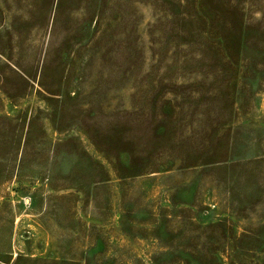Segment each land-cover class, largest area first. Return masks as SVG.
<instances>
[{"label": "rangeland", "instance_id": "374dc122", "mask_svg": "<svg viewBox=\"0 0 264 264\" xmlns=\"http://www.w3.org/2000/svg\"><path fill=\"white\" fill-rule=\"evenodd\" d=\"M0 264H264V0H0Z\"/></svg>", "mask_w": 264, "mask_h": 264}, {"label": "trees", "instance_id": "16d2710c", "mask_svg": "<svg viewBox=\"0 0 264 264\" xmlns=\"http://www.w3.org/2000/svg\"><path fill=\"white\" fill-rule=\"evenodd\" d=\"M165 255H169V253H165ZM165 255H164V256H165Z\"/></svg>", "mask_w": 264, "mask_h": 264}]
</instances>
